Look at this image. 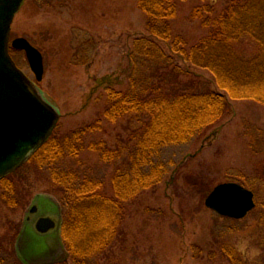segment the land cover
Returning a JSON list of instances; mask_svg holds the SVG:
<instances>
[{"label":"rangeland","instance_id":"rangeland-1","mask_svg":"<svg viewBox=\"0 0 264 264\" xmlns=\"http://www.w3.org/2000/svg\"><path fill=\"white\" fill-rule=\"evenodd\" d=\"M136 1L24 0L14 16L10 39L26 38L43 56V77L37 82L24 52L10 49L18 68L60 113L52 142L67 139V134L101 118L100 129L85 140L103 141L123 151L120 158L106 164L98 152L85 145L81 148L80 140H75L81 148L75 158L65 157L51 167L46 161L40 166L32 158L10 175L0 185L2 264H23L20 259H26L25 264H72L59 243L54 257L48 256V248L36 254L34 241L41 237L35 236L33 223L26 221L35 207L32 218L48 213L53 218L58 215L62 222L66 209L63 190L54 183L55 172L73 171L100 182L113 195L112 174L115 168L127 166L129 146L135 142L133 132L146 119L131 114L111 123L101 117L106 88H130L133 42L147 34L146 16ZM229 1L177 0L170 41L158 42L173 63L142 69L141 77L157 68L162 79H168L165 87L171 86L170 80L185 89L218 92L208 71L186 73L187 65L169 51V44L179 35L190 48L208 31L202 19L217 17ZM196 7L202 16L191 19ZM172 65L179 72L170 75ZM228 103L229 112L198 137L159 149L154 161L165 165V174L154 187L123 204L126 212L117 240L91 264H243L222 256V244L231 245L247 264L264 255V104L247 99ZM225 182H236L255 194L256 206L243 219L221 216L204 205L208 193Z\"/></svg>","mask_w":264,"mask_h":264},{"label":"trees","instance_id":"trees-1","mask_svg":"<svg viewBox=\"0 0 264 264\" xmlns=\"http://www.w3.org/2000/svg\"><path fill=\"white\" fill-rule=\"evenodd\" d=\"M176 1H136L137 8L146 16L147 34L133 42L129 56L133 63L130 88H106V107L101 117L107 122L114 123L131 114L146 116L142 126L133 132L135 142L129 146L127 166L115 168L112 174L113 195L106 193L100 182L81 178L73 171L53 174L54 183L63 190L66 212L60 238L72 264H91L97 255L103 256L114 245L125 217L123 204L154 187L166 172L162 162L154 161L160 148L185 144L198 137L229 112V100L247 99L264 104V0H230L217 17L202 19V26L208 31L190 48L185 47L179 35L169 44V51L187 65L186 73H196L191 69L208 71L218 92L185 89L170 80L171 86L165 87L168 79H162L157 70L160 62L168 66L173 63L158 42L170 41ZM205 11L212 13L207 6ZM201 16L198 7L190 13L191 19ZM156 65L154 73L141 77L142 69L151 66V70ZM171 69L170 75L179 72L177 65ZM100 127L101 118H97L67 134V139H48L32 158L38 159L40 166L46 161L51 167L65 157L75 158L85 145L86 149L98 152L104 163H112L123 150L111 149L105 142L92 138L85 140ZM75 140H80L81 148ZM49 147L52 150L47 153ZM8 181L9 176L0 185ZM220 253L232 262L247 264L231 245L222 244ZM262 263L264 255L254 264Z\"/></svg>","mask_w":264,"mask_h":264},{"label":"water","instance_id":"water-1","mask_svg":"<svg viewBox=\"0 0 264 264\" xmlns=\"http://www.w3.org/2000/svg\"><path fill=\"white\" fill-rule=\"evenodd\" d=\"M23 0H0V179L19 168L52 134L59 113L16 66L9 54L10 27ZM12 48L22 50L36 81L43 59L25 38ZM206 208L232 219L244 218L254 207V193L235 182L217 184L204 200Z\"/></svg>","mask_w":264,"mask_h":264},{"label":"flooded vegetation","instance_id":"flooded-vegetation-1","mask_svg":"<svg viewBox=\"0 0 264 264\" xmlns=\"http://www.w3.org/2000/svg\"><path fill=\"white\" fill-rule=\"evenodd\" d=\"M37 213L36 208L32 207L29 211V215L26 218L27 222L33 223V229L35 231V236L41 237V239H37L34 241V249L39 253L50 249L48 256L54 257L58 253V241L56 236V227L55 224L50 222L51 217L49 218L48 213L36 215L35 218L32 216ZM40 240V242H39ZM41 249V250H40Z\"/></svg>","mask_w":264,"mask_h":264}]
</instances>
